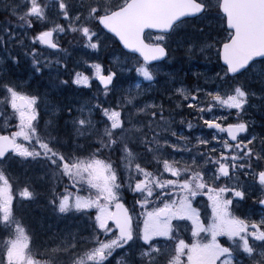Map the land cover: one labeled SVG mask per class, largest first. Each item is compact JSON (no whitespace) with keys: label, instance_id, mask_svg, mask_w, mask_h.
<instances>
[{"label":"snow or ice","instance_id":"obj_1","mask_svg":"<svg viewBox=\"0 0 264 264\" xmlns=\"http://www.w3.org/2000/svg\"><path fill=\"white\" fill-rule=\"evenodd\" d=\"M213 8L226 35L200 51L218 45L220 87H176L159 102L141 103L137 83L135 92L129 88L111 106L98 103L86 116L81 109L80 117L71 119L75 141H62L50 120L42 127L45 98L25 92L0 71V234L6 237L0 238V264H264V215L253 220L233 214L234 206L255 191L254 203L264 209V134L250 130L245 117L256 93L241 82L251 74L264 84V0H54L51 7L44 0H11L4 10L17 24H0V47L15 66L20 56L10 47L19 46L31 58L33 74L41 75L51 62L41 59L35 45L64 51L54 34L71 33L95 52L106 39L118 40L135 59L128 70L151 84L172 37L212 16ZM52 15L64 23L50 20ZM34 22L51 27L25 44L15 29L26 37ZM146 30H156L154 42H146ZM187 52L195 54L191 46ZM83 63L91 75L73 70L70 80L54 87L90 89L95 80L106 97L114 92L115 71ZM185 107L197 125L183 118ZM97 112L103 119L94 121ZM194 127L200 135L193 134ZM81 138L89 142L87 148ZM15 163L43 169L49 206L65 217L86 218L88 234L69 233L52 248L37 246L17 208L37 193L27 172L22 178L12 170ZM198 197H207V219ZM189 231L190 240L183 235Z\"/></svg>","mask_w":264,"mask_h":264},{"label":"rangeland","instance_id":"obj_2","mask_svg":"<svg viewBox=\"0 0 264 264\" xmlns=\"http://www.w3.org/2000/svg\"><path fill=\"white\" fill-rule=\"evenodd\" d=\"M10 2L11 0H0V10L4 9V5ZM44 2L48 3L50 7L54 4V0H44ZM73 3H79V0H73ZM52 12H55L54 7H52ZM212 12L213 15L209 18L202 21L191 22L184 27V31L178 36L172 37L168 43L169 59L166 63L159 65L156 80L151 84L148 81H144L142 77H138L134 71L128 70L135 64V59L131 55H126V53L116 50L110 39L105 40L103 47L98 52L91 49L81 50L75 47L73 49L75 50L74 54L71 53L72 57H66L67 59L71 58L70 63L73 65L69 69L67 76L72 73L73 70L81 72L85 70V75H91V72L86 70L83 61H87L88 64L94 63L100 58L102 52L108 51L107 55L109 58L104 61V65L102 63L100 64H102L105 69L115 71L117 77L114 92L110 93L107 97L104 95L101 88H98L97 85L95 86V80L92 82L94 88H87L85 95L79 94L76 85H69L68 88L65 89L54 87L49 81L57 84L61 79L60 76H63V72L57 71L54 65H50V67L44 69L43 74L34 75L31 68L30 57H26L27 59L24 60L23 63H20L23 66L26 64V66L25 68L22 67V70L20 69L23 75L16 77L14 82L21 84L23 88H27L33 84L34 78L42 77L41 81L44 83V88L40 91L46 102L41 105L40 109L42 118L41 126L43 127L45 122L50 120L57 127V130H59L58 132L62 141H75L76 138L72 129L71 119L79 118L81 109L84 110V115L86 116L88 108L98 103L104 106H111L114 102H118L121 96L127 95L129 88L135 92V85L137 83L140 84V95L137 99L141 103L151 102L152 100L159 102L163 98L166 90L168 94H171V91L176 87L183 86L191 89L199 85L201 88L209 91L220 87L221 81L216 78V73L220 71V61L217 59L215 50L218 45H215L210 51L207 49L204 52L200 51V48L206 43L214 44L216 40H220L226 35L221 28V21L215 17V8H213ZM50 20H56V22L62 23V20H58L54 15L50 16ZM49 24L51 27V23ZM199 29H203V31L201 32ZM17 35L21 36L27 44H30L31 38L33 37L30 30H28L26 37L23 36L22 29L17 31ZM146 39L148 42H154L155 35L151 37L147 35ZM79 41L80 39L78 38V42ZM189 46L192 47L195 53L194 55L190 56L188 54L187 48ZM18 50L24 51L20 47H18ZM43 52L47 54V58L52 60L58 58L57 55L50 53L46 49H44ZM7 55L8 53L5 52L4 48L0 47V60H3V63H0V71L6 72L8 77H10V69L16 67L20 68L21 65H10L7 61ZM259 67L260 66L257 65V68ZM43 75H46V77H43ZM241 82L246 83L248 87L256 93V97L252 99V106L248 109L245 118L252 122L250 130L257 135H262L264 134V100H261L260 96L264 94V84L260 82L258 77H253L251 74L247 78L241 77ZM50 85L51 87H49ZM226 89L225 85L221 88V90ZM24 91L26 92L25 89ZM89 91L93 92L87 94ZM165 106L168 107L167 102H165ZM69 108L71 109V114H69ZM183 110L187 111V115L190 116L189 118H183L190 120L194 126L197 125V120L194 119L193 115L189 114L191 110L186 107ZM234 112L235 110H233V113ZM218 114L223 115L225 113L220 111ZM101 119L103 118L98 112L94 114V121ZM175 119L179 122L181 116L176 115ZM229 120H234V116L229 117ZM0 123H2V118H0ZM13 123H16V121H13ZM99 127L102 128V125H99ZM204 131L209 130L205 129ZM193 134L200 135L201 129L199 127H194ZM79 143L87 148L89 142L81 138ZM12 170L22 178L25 172H27L28 176L32 178L34 189L47 192V184L44 180L40 179V177L44 176V170L39 166L15 163L12 165ZM249 196L256 200L259 196V192L255 191L254 194L250 192ZM125 197L128 205H131L133 203L132 193H125ZM198 199L201 201L199 207L202 211V218L207 219L211 215L210 207L206 208L204 204L207 197H198ZM17 208L24 212L25 219L28 222L36 226L35 230L38 231V237L41 232L39 238L40 246H47L49 248L56 247L59 239L66 237L69 233L72 235L79 233L85 235L87 233L88 221L86 218L73 216L71 219L60 221L48 211V208L44 206L43 199L41 198L30 203H25L22 208L18 204ZM205 212L207 216L204 215ZM233 214L241 217L250 216L253 220H258L261 215H264V211L252 203H250V207H244L240 202L239 205L234 206ZM188 223L190 224V222ZM183 234L189 240L191 239L190 231ZM220 239H222L223 242L226 238L221 237ZM41 248L43 250V247Z\"/></svg>","mask_w":264,"mask_h":264},{"label":"trees","instance_id":"obj_3","mask_svg":"<svg viewBox=\"0 0 264 264\" xmlns=\"http://www.w3.org/2000/svg\"><path fill=\"white\" fill-rule=\"evenodd\" d=\"M7 20H11V22H12L13 25H16L17 24V21L14 18L10 17L8 15V13L5 12L4 9H1L0 10V24H3ZM62 23H63V21H62ZM46 27H50V24L49 23L48 24H45L44 22H34L33 28L32 29H29V30L31 32V35L34 36V35L38 34L39 32L45 30ZM17 29H20V28H16L15 30L17 31ZM58 38L60 40L59 43H60L61 49H63L64 51H60V52H57L56 53V55L58 56V58L56 60H52V59L47 60V58H45V56L43 54L42 48L38 44H36L35 47L37 48L38 51H40L42 53V56H41V59L42 60H47V61L51 62L50 65H54L55 66V69L57 71H59V72L62 71L63 72V76H60V78H61L60 80H70L72 77H68L67 76V72L69 71V69L73 65L70 63L71 58H68L67 59L66 57L67 56H70L71 57V55H69V53H73L74 54L75 50H73V49L75 47H78V48L82 47V42L81 41L78 42V38L77 37L74 38V36L71 33H69L68 35L60 34V36L58 35ZM18 47L19 46L10 47V48L12 49V51L15 54H18L20 56V60H21L20 63H23V61L26 60L27 58L23 56V52L21 50H18ZM116 47H117V45H116ZM107 52H104L101 55V57H100L101 63L103 65H104V61L108 58ZM57 60H59V62H60L59 65L56 64V61ZM20 65H21L20 66V69L21 70L23 69L22 67L25 68V66H26V64L24 66L22 64H20ZM65 65L68 68V71L67 72L64 70V66ZM43 77H46V75H43ZM41 78L42 77L35 78L33 84L30 87L27 88L31 93H39L41 96L43 95L42 92L40 91V90H42L44 88V83L41 81ZM49 82H50V84L52 83L53 85H55L53 82H51V81H49ZM49 87H51V85ZM113 159H116V157L113 156ZM35 191L37 193V196H36L35 199H39V198L43 199L44 206H46L48 208V211L51 214H53V216L56 219H58V220L61 221V220H68V219H71L73 217V216H67V217H65V216H63L61 214L55 213L52 210V208L49 206V204H48L47 192H42L40 190H35ZM23 217L25 219V216H23ZM77 217H79V216H77ZM25 221L29 225L30 229L35 233L36 245L37 246H40V240H39V238L41 236V232H40L39 237H38V235H37L38 231L35 230L36 229L35 228L36 226L35 225L33 226L31 224V222H28L26 219H25ZM88 227H89V224L87 223V229H88ZM87 234L88 233H86L85 235H87ZM0 238H6V237H3V235L0 234ZM41 250H42V248H41ZM125 259H127V257H125Z\"/></svg>","mask_w":264,"mask_h":264},{"label":"bare ground","instance_id":"obj_4","mask_svg":"<svg viewBox=\"0 0 264 264\" xmlns=\"http://www.w3.org/2000/svg\"><path fill=\"white\" fill-rule=\"evenodd\" d=\"M6 1H7V0H6ZM56 41L59 43V41H60L59 38H58ZM59 45H60V43H59ZM69 55H71V53H69ZM68 72H69V71H68ZM68 72H67V73H68ZM68 77H71V75L69 74ZM61 88L65 89V88H68V86H63V87H61ZM113 101H114V100H113ZM176 112H180L179 109H176ZM182 114H183V117H185V118H186V117H188V118L190 117V116L187 115L188 113H187V111H185V110H183V113H182Z\"/></svg>","mask_w":264,"mask_h":264},{"label":"water","instance_id":"obj_5","mask_svg":"<svg viewBox=\"0 0 264 264\" xmlns=\"http://www.w3.org/2000/svg\"><path fill=\"white\" fill-rule=\"evenodd\" d=\"M148 31H151V32H154V33H156V30H146V33H147ZM146 33H145V34H146ZM109 35H110V34H109ZM117 42L119 43V41H118V40H117ZM119 45L121 46V48H122L124 51L128 52V50H127V49H124V48H123L122 44H120V43H119ZM52 50H54V51H57V50H55V49H52ZM136 55H138V56H139V54H136ZM165 59H166V57H165L163 60L159 61L158 63H160V62L164 61ZM154 63H157V62H154ZM221 63H222V62H221Z\"/></svg>","mask_w":264,"mask_h":264}]
</instances>
